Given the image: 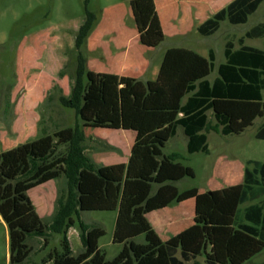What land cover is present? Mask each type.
I'll return each instance as SVG.
<instances>
[{"label": "trees", "instance_id": "16d2710c", "mask_svg": "<svg viewBox=\"0 0 264 264\" xmlns=\"http://www.w3.org/2000/svg\"><path fill=\"white\" fill-rule=\"evenodd\" d=\"M77 30L76 67L68 74L70 91L60 104L75 111L79 123L0 152V219L8 230L10 264H30L29 240L61 237L60 249L49 253L52 264H247L264 251V162L247 160L242 182L218 190H180L195 178L180 153L164 152L182 128L189 154L207 153V131L239 135L264 117V48L245 44L264 39V21L225 44V63L215 70L216 55L207 58L189 48H169L156 80L95 72L85 51L102 14L89 9ZM264 0H234L197 27L214 35L222 22L244 25ZM139 42L155 48L166 38L155 0H130ZM238 43V48H236ZM264 43V40H263ZM54 88H59L55 85ZM63 93V92H62ZM212 113L215 125L209 122ZM84 128L132 131L135 140L127 162L95 163L84 147ZM256 139L264 140V123ZM65 178L50 223L45 222L29 191ZM194 198V224L163 241L147 215ZM117 212L113 242L123 245L108 260L99 241L106 234L82 220L83 212ZM77 227L83 251L75 255L68 233ZM144 236L143 242L137 238Z\"/></svg>", "mask_w": 264, "mask_h": 264}, {"label": "rangeland", "instance_id": "374dc122", "mask_svg": "<svg viewBox=\"0 0 264 264\" xmlns=\"http://www.w3.org/2000/svg\"><path fill=\"white\" fill-rule=\"evenodd\" d=\"M129 1L91 0L89 9L98 15L119 5L128 10L125 17L127 28H122L114 17L112 21L100 26L99 33H114L113 41H109V36H106L107 43L103 44L102 41L94 53H90L87 48L85 53L91 70H109L115 64L108 61H114L116 57L119 65L117 68L123 70L122 73L129 72L130 76L146 81L155 71L154 56L149 54L155 55L156 59H162L166 50L171 47L203 49L204 53L213 49L216 67L208 78L212 81L218 75L219 65L226 61V42L232 38H240L264 21L263 2L257 12L250 16L247 24L232 25L225 21L214 35L208 37L202 36L196 30L180 38L168 35L162 44L150 48L152 50L146 54L150 63L140 66L133 59L138 57L140 49L146 47L139 42L135 23L130 17ZM85 12L84 0H0V152L33 141L44 133L52 134L79 123L75 111L63 107L59 102L60 96H67L70 91L68 75L60 78L59 72L65 69L68 74L75 70L77 52L74 40ZM263 40L246 39L245 44L262 49ZM114 43L118 47L125 46L118 48ZM104 45L107 52L113 53L109 60L102 56L101 46ZM238 47L236 43V48ZM120 51H129V54L119 53ZM55 85H59L60 89L54 88ZM263 123L264 117H259L239 135L223 136L214 131H207L205 134L208 152L196 154L187 152L188 139L183 129L179 128L176 136L166 144L164 152L182 154L185 160L181 163L194 170L195 178H185L177 184L178 188L185 190L196 187L207 191L212 181L222 185H228L229 182L231 185L240 183L247 160L264 162V140L255 137ZM83 130L86 136V154L95 163L111 165L127 161L132 145L131 132L102 128ZM66 187V179L60 178L29 191L38 214L45 222H51L58 206L57 200ZM82 220L105 230L106 234L100 239L99 246L106 253L107 259L112 260L123 248V245L113 242L117 212H83ZM158 229L159 227L157 231ZM79 233L77 227L71 228L68 233L75 255L83 251ZM159 234L162 237L169 236ZM143 240L144 236L137 238V242ZM48 241L49 243L45 244L41 238L29 240V245L33 247L30 264H52L48 262L49 253L54 248L60 249L61 237L52 234ZM197 261L203 264L202 258ZM0 264H10L8 230L1 219ZM247 264H264V251Z\"/></svg>", "mask_w": 264, "mask_h": 264}, {"label": "crops", "instance_id": "0c3cea01", "mask_svg": "<svg viewBox=\"0 0 264 264\" xmlns=\"http://www.w3.org/2000/svg\"><path fill=\"white\" fill-rule=\"evenodd\" d=\"M232 1L234 0H155V3H156V8H157L160 20H161L164 33L166 34V37L169 35L172 38H180V37H185L193 33V31L195 30L197 31L198 26H200L208 18L212 17L214 14H216L217 12H219L220 10L228 6ZM127 15H128V10L126 9V7L122 5L113 7L112 9L108 11H103L101 20L97 28L94 30V32L89 37L88 51L90 53H94L95 51H97L102 41H103V44L107 43V41L105 40L106 36H109L110 38L109 41H113L112 35L114 33L109 34V35L105 33L103 34L99 33V29L101 28L100 26L103 23L112 21V18L114 17V19H118L120 26L125 29L127 28L126 18H125ZM107 16H108L107 18L108 20L106 19ZM130 17L133 18L132 12L130 13ZM137 34H138V31H137ZM138 39H139V34H138ZM115 46L118 47L116 44ZM121 46L124 47L125 45H121ZM121 46L118 48H122ZM101 48H102L103 58L104 59L108 58L109 60V57L111 58L113 53H111L110 51L107 52L105 45L101 46ZM171 48H175V47H171ZM180 48H184V47H180ZM151 50L152 49L148 47H146L143 50L140 49L139 51L140 54L138 55V57H134L133 61L137 62V65L139 64L140 66L150 63V59L147 57L146 54L147 53L149 54V51ZM199 50H194V51L205 58L209 56V51L208 53H204L205 51L203 49H199ZM119 53H124L126 55V54H129V51H126V52L120 51ZM119 53L117 55H119ZM149 55L154 56L155 71L150 75V77L147 80L153 81V80H156V78L158 77L159 70L162 65L165 53L162 59L161 58L156 59L155 55L153 54H149ZM96 61H99V60H96ZM108 62L113 63L115 65L113 66L112 64L113 67L112 68L108 67L109 70L107 69L106 71H96V70H93V71L112 73V74H116L120 76L132 77L130 76L129 72L128 74H124L122 73L123 70L117 68V66L119 65L116 60V57L114 58V61H108ZM124 72H126V70ZM210 116H212V113H209V122L215 125V122L213 121L214 120L213 116L211 118ZM126 132L132 133L131 138H132V145H133L134 140H135V133L132 131H126ZM131 147H130V150H131ZM129 155H130V152H129ZM229 183L228 185H222V184H219L217 181H212L211 185L208 186V190H218L224 187L233 186ZM200 192H205V191L200 190ZM195 206H196V201L194 198H192L176 206L174 205L171 207H166L160 210L153 211L147 215V218L149 222L152 224L153 228L154 229L156 228V232H158V235L160 236V238L163 241H166L171 236L179 234L180 232L186 230L187 228H189L190 226L194 224ZM157 227H159L158 231H157ZM159 233L168 234L169 236L162 237Z\"/></svg>", "mask_w": 264, "mask_h": 264}]
</instances>
